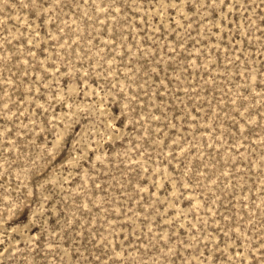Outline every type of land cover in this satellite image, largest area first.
<instances>
[{
	"label": "rangeland",
	"instance_id": "374dc122",
	"mask_svg": "<svg viewBox=\"0 0 264 264\" xmlns=\"http://www.w3.org/2000/svg\"><path fill=\"white\" fill-rule=\"evenodd\" d=\"M0 264H264V0H0Z\"/></svg>",
	"mask_w": 264,
	"mask_h": 264
}]
</instances>
